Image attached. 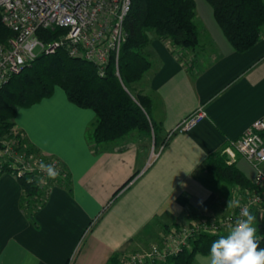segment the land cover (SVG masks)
Wrapping results in <instances>:
<instances>
[{
  "label": "crops",
  "instance_id": "0c3cea01",
  "mask_svg": "<svg viewBox=\"0 0 264 264\" xmlns=\"http://www.w3.org/2000/svg\"><path fill=\"white\" fill-rule=\"evenodd\" d=\"M196 2L205 52L188 57L170 40L153 36L147 48L152 67L139 88L153 100L163 138L199 107L207 116L170 137L150 165V137L141 132L95 152L86 138L95 112L69 101L60 86L51 97L19 108L16 126L70 171L72 191L53 187L36 227L21 209L17 177L0 176V264H108L158 241L162 225L222 217L232 209L230 199H243L247 189L204 167L215 152L228 160L225 147L264 115V32L253 48L237 52L205 1ZM233 163L253 181L250 161L238 156ZM191 264H209V254L196 253Z\"/></svg>",
  "mask_w": 264,
  "mask_h": 264
},
{
  "label": "trees",
  "instance_id": "16d2710c",
  "mask_svg": "<svg viewBox=\"0 0 264 264\" xmlns=\"http://www.w3.org/2000/svg\"><path fill=\"white\" fill-rule=\"evenodd\" d=\"M207 1L222 32L237 52H246L259 42L264 32V0ZM196 18V0H132L125 19L128 38L120 51L118 69L113 57L102 76L94 63L82 57H72L66 47L53 54L39 56L0 91V130H10L16 125L19 108L31 107L51 97L55 88L60 86L69 101L95 112V122L86 133L87 141L95 152L133 132L153 137L155 147H158L167 136L162 137V127L152 116L151 96L139 88L152 67L147 48L156 36L170 40L179 52L195 50L200 45ZM13 34L0 17V43H6ZM62 34L61 29L39 32L41 38L49 41L58 40ZM23 142L36 154L44 155L45 159L52 158L43 154L28 138ZM63 169L65 172L55 179L47 177L45 186L40 185L41 176L35 172L14 173L23 189L21 209L36 227H39L37 213L47 204L51 189L63 186L72 191L71 173L64 166ZM204 169L231 186L256 188L253 181L234 163H228L221 152L211 154ZM137 175L131 176L114 197ZM253 216L256 218L253 226L257 229L259 247L264 248V221L258 213H253ZM162 226L164 229L169 227ZM222 235L226 234L199 235L192 241L191 248L184 249L165 264H191L196 253L209 254L212 242ZM124 259L115 255L108 264H123Z\"/></svg>",
  "mask_w": 264,
  "mask_h": 264
},
{
  "label": "built area",
  "instance_id": "2783aa9c",
  "mask_svg": "<svg viewBox=\"0 0 264 264\" xmlns=\"http://www.w3.org/2000/svg\"><path fill=\"white\" fill-rule=\"evenodd\" d=\"M132 0H0V17L3 24L14 34L6 43H0V91L43 54H53L66 47L72 57H82L94 63L100 75H105L113 57L118 69L119 55L127 41L125 19ZM63 34L58 40H45L40 30ZM39 49V53L36 50ZM207 116L204 107L183 119L157 149L151 150L149 165L160 155L167 141L175 133L193 129ZM25 133L14 125L10 130H0V176L4 173L35 172L40 185H46L47 174L40 165L51 164L59 174L64 173L59 159H45L33 152L23 140ZM224 153L228 163L238 156L250 161L256 170L253 178L255 189H247L246 198L239 201L240 207H233L222 217H203L181 225L164 229L158 241L148 249L131 252L123 264H165L191 248L192 241L202 234H227L240 216L241 208L250 213L264 215V115L257 119L241 136L229 142Z\"/></svg>",
  "mask_w": 264,
  "mask_h": 264
},
{
  "label": "clouds",
  "instance_id": "9594fccd",
  "mask_svg": "<svg viewBox=\"0 0 264 264\" xmlns=\"http://www.w3.org/2000/svg\"><path fill=\"white\" fill-rule=\"evenodd\" d=\"M49 179L59 173L53 165H40ZM227 207H240L239 201L229 200ZM255 217L247 208H241L240 216L226 235L220 236L211 244L209 264H264V248L259 247L256 237Z\"/></svg>",
  "mask_w": 264,
  "mask_h": 264
},
{
  "label": "rangeland",
  "instance_id": "374dc122",
  "mask_svg": "<svg viewBox=\"0 0 264 264\" xmlns=\"http://www.w3.org/2000/svg\"><path fill=\"white\" fill-rule=\"evenodd\" d=\"M205 1V3L207 4V6H208V8H209V10H210V12H211V14H213L214 15V13H213V8H212V6L209 4V2L207 1V0H204ZM197 21H199L198 19H197ZM216 21V20H215ZM199 23V22H198ZM216 23V22H215ZM205 42H203L202 40H200V45L195 49V50H182V51H187V53H185V55L187 56L188 55V57H189V55L191 56V57H194L195 55V57H199V56H201V54L202 53H204L205 52V50H203L204 49V47H205ZM36 52L37 53H39V49H37L36 50ZM190 52V53H189ZM207 52H209V50H208V48H207ZM150 139V141H151V144H150V147H152L153 148V146L155 145V142H154V139H153V137H150L149 138ZM160 147V145L158 146V147H156L157 149ZM244 193H246V192H244ZM243 198L245 199L246 198V196L245 195H243ZM262 220L264 221V215L262 216ZM156 242V241H155ZM153 243V242H152ZM151 242H150V244L149 245H147V246H145V247H143V248H141V249H148V247H150V245L152 244ZM141 249H139V250H141ZM136 251V250H135Z\"/></svg>",
  "mask_w": 264,
  "mask_h": 264
}]
</instances>
